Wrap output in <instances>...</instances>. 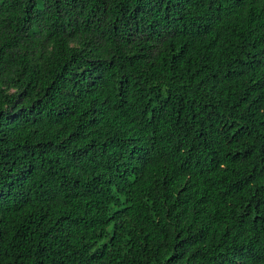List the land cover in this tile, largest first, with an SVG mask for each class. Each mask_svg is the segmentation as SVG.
<instances>
[{
    "label": "trees",
    "instance_id": "trees-1",
    "mask_svg": "<svg viewBox=\"0 0 264 264\" xmlns=\"http://www.w3.org/2000/svg\"><path fill=\"white\" fill-rule=\"evenodd\" d=\"M0 264H264V0H0Z\"/></svg>",
    "mask_w": 264,
    "mask_h": 264
}]
</instances>
